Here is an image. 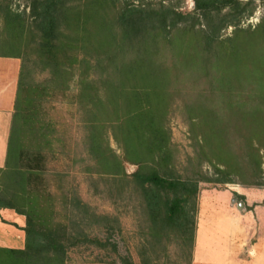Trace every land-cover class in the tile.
Returning <instances> with one entry per match:
<instances>
[{
  "label": "trees",
  "instance_id": "1",
  "mask_svg": "<svg viewBox=\"0 0 264 264\" xmlns=\"http://www.w3.org/2000/svg\"><path fill=\"white\" fill-rule=\"evenodd\" d=\"M77 1L29 0V13L0 1V56L22 60L0 167V210L26 218L25 248L6 250L0 264L56 258L66 264L68 254L62 229L44 224L41 214L46 156L42 150L28 154L21 140L24 126L37 128L42 87L28 79L31 47L52 75L64 77L69 52L79 47L85 53L73 62L100 72L79 82L90 148L105 167L118 170L121 163L105 156L102 142L104 128L111 127L125 160L138 165L132 182L160 231L184 229L199 181L264 187V17L254 27L240 26L264 0H193L194 10L186 13L126 3L112 17L105 13L113 0ZM229 26L232 35L223 37ZM178 99L196 148L190 160L209 163L217 178L175 171L169 115Z\"/></svg>",
  "mask_w": 264,
  "mask_h": 264
},
{
  "label": "rangeland",
  "instance_id": "2",
  "mask_svg": "<svg viewBox=\"0 0 264 264\" xmlns=\"http://www.w3.org/2000/svg\"><path fill=\"white\" fill-rule=\"evenodd\" d=\"M0 1L19 11H30L29 0ZM113 1L111 10L105 13L109 17L115 15L120 6L126 3L152 4L156 7L163 4L185 13L193 11L195 7L193 0ZM263 17L264 4L257 1L253 15L243 19L240 26L254 27ZM234 29V26H229L221 35L230 36ZM83 53L85 51L80 47L69 52V59L72 60L68 59L66 62L67 73L61 78L52 75L51 71L39 62L36 58V47L28 49V54L33 58L29 63V82L40 83L42 87L37 96L34 115L37 128L32 132L30 126H24L21 131V140L28 146L27 153L42 150L46 156L47 171L43 182V190L46 189V192H42L44 197L40 202L41 214L43 218L45 216L44 224L62 229V241L68 247L66 264H127L125 258L134 264H193L200 194L208 190H231L237 200L232 216L238 214L240 232L239 238L234 242L242 250V259L248 257L249 247L257 242L262 244L264 250V187L248 186L240 180L227 184L199 181L197 200L188 204L184 229L169 227L160 231L145 208L141 192L132 182L131 174L138 169V165L125 160L124 150L115 140L111 127L107 126L102 133L105 156L110 161L119 160L121 167L114 171L108 169L90 148L89 131L85 126L86 115L79 95V82L81 75L94 78L99 77L100 72H95L93 68L85 70L73 62L74 55L82 57ZM21 65L20 58L0 56V90L3 89V103L0 109V158L2 154L7 157L5 135L9 131L10 122L4 111L9 105L12 108ZM177 102L169 115L171 140L175 149V171L184 177L217 178L209 163L190 160L191 156H195L196 148L191 139L189 123L181 110L182 101L178 99ZM12 115L13 111L11 122ZM8 142L9 136L7 150ZM5 163L6 159L4 165ZM123 171L125 175L122 174ZM239 202H243L244 206L239 207ZM211 204L218 210L214 216L221 211L227 212L229 207L224 197H214ZM204 212H207L206 205L203 214ZM151 228H154V231ZM14 231L15 239L19 243L23 233L17 227ZM17 235H20V238ZM24 239L23 237V241ZM92 240L101 241L104 246ZM59 261L56 258L55 261H47V264H62ZM34 262L31 264H37ZM43 264H46L45 260Z\"/></svg>",
  "mask_w": 264,
  "mask_h": 264
},
{
  "label": "crops",
  "instance_id": "3",
  "mask_svg": "<svg viewBox=\"0 0 264 264\" xmlns=\"http://www.w3.org/2000/svg\"><path fill=\"white\" fill-rule=\"evenodd\" d=\"M2 91L3 89L0 90V109H2L1 104L3 103L1 100ZM15 94L16 90L13 95L14 99H12L11 103L12 108H10L9 105L6 111H4L8 122H10L8 127L9 131L5 135L6 153ZM1 123L2 120L0 118V128ZM5 159L6 156L2 154V158H0V167L4 166ZM214 197L226 198L229 206L227 212L221 211L217 216H214L217 210L211 204V199H214ZM235 202L236 199L231 190H208L205 193L201 192L199 223L195 234L193 250V264H264V250L261 247L262 244L258 242L249 247L248 257L242 259L244 256L241 252L242 250L240 246L235 243V240L239 238L240 232L239 216L238 214H235V217L232 216L234 215ZM204 203L207 207V212H204L205 214H203V209L205 207ZM25 225L26 218L24 215L17 213L13 209L6 208L0 210V229H2L0 230V255L3 256L7 253L6 250L9 249L25 248V239L23 241V237L25 238V231L23 230ZM15 227L23 233L22 240L19 241V243L15 239ZM17 236L20 238V235ZM243 249L246 250L245 248Z\"/></svg>",
  "mask_w": 264,
  "mask_h": 264
},
{
  "label": "water",
  "instance_id": "4",
  "mask_svg": "<svg viewBox=\"0 0 264 264\" xmlns=\"http://www.w3.org/2000/svg\"><path fill=\"white\" fill-rule=\"evenodd\" d=\"M243 206H244V203L243 202H239V207H243Z\"/></svg>",
  "mask_w": 264,
  "mask_h": 264
}]
</instances>
